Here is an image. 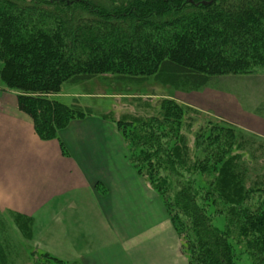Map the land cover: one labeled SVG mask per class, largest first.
Here are the masks:
<instances>
[{"label":"trees","instance_id":"16d2710c","mask_svg":"<svg viewBox=\"0 0 264 264\" xmlns=\"http://www.w3.org/2000/svg\"><path fill=\"white\" fill-rule=\"evenodd\" d=\"M0 62L1 84L17 93L39 138L57 140L73 120L93 115L53 98L67 82L154 78L194 92L219 78L264 73V0H0ZM161 109L116 125L129 163L161 198L189 264H237L233 232L253 264H264V181L237 154L243 141L254 155L264 140L211 121L195 139V156L204 159L189 164L181 134L186 110L169 100ZM197 171L214 176L209 192L201 191ZM206 202L223 204L225 230L214 225ZM15 222L32 236L31 221ZM12 251L0 237V264H10ZM35 264L79 263L43 253Z\"/></svg>","mask_w":264,"mask_h":264},{"label":"crops","instance_id":"0c3cea01","mask_svg":"<svg viewBox=\"0 0 264 264\" xmlns=\"http://www.w3.org/2000/svg\"><path fill=\"white\" fill-rule=\"evenodd\" d=\"M218 93L208 91L198 106L215 107L223 119L264 139V116ZM78 95L61 91L53 98L79 104ZM17 96L0 82L2 213L31 221L36 246L64 261L188 264L161 198L129 163L114 123L93 114L73 120L59 139L43 141Z\"/></svg>","mask_w":264,"mask_h":264},{"label":"rangeland","instance_id":"374dc122","mask_svg":"<svg viewBox=\"0 0 264 264\" xmlns=\"http://www.w3.org/2000/svg\"><path fill=\"white\" fill-rule=\"evenodd\" d=\"M1 66L2 63L0 62V68ZM70 91H75L79 94L76 99L79 101L77 103L83 105L84 108L89 107L88 109H91L94 115L100 116L101 118L107 116L110 119L106 120H110L114 123L116 128V123L121 119H129L131 117L144 119L151 118L161 113L164 101L169 100L177 102V104L183 107L187 113L183 119L184 127L181 130V134L185 137L186 144L191 152V155L188 156L187 160L189 164L199 162L204 159L203 155L195 156V139L199 132L207 131L206 126L208 123H211V121L216 122L221 120L224 123L238 127L233 122L223 119L224 117H220L219 111L215 107H212L211 109H201V107L198 106L199 101L204 98V94L208 91L219 92L218 94L223 93L228 97L238 98L245 110L251 113L256 112L257 114L264 116V73L219 78L211 82L210 85L203 90L194 92L175 89L172 86L163 85L154 78H149L145 82L134 84H124L103 80H96L82 84H72L67 82L62 87V93L69 94ZM210 96L214 95L211 94ZM68 99L72 98H61L59 101L71 104L68 103ZM241 130L244 131V129ZM119 132L122 136L121 131ZM245 132L249 134V136L251 135L256 137L254 134L247 131ZM122 138L125 141L123 136ZM243 143V148L237 150V154L243 155V161L246 164L248 161H251L249 164H251L250 169L252 173L255 175L257 174L258 177H260V180L264 181V149H258L255 153H253L254 155H248L247 153L249 148L245 147V141H243ZM245 171L247 176H249L250 171ZM194 175L195 180L200 182L203 186L201 191L203 193L209 192V184L207 183H210L214 179V176L204 174L203 171H197ZM261 189H264V187H261ZM257 193L256 196H258ZM262 193L264 194V192ZM259 198L260 202L262 197ZM205 205L207 206L208 214L213 218L214 225L219 230H225L227 220L225 214H223V204L221 202L216 204L206 202ZM0 237L4 241L8 242L13 249V251L9 254L10 264H35L39 256L43 253H47L42 249H39L33 242V234L31 237H25L23 233L19 232L15 218H11L9 214L2 213L1 211ZM178 240L179 251L183 255H186L183 251V244L179 237ZM231 243L233 250L235 251L236 259L237 257L239 259L237 264L254 263L246 250L244 242H240L236 232H233ZM148 256L149 258H152L155 254L149 253ZM186 257L188 260L187 255Z\"/></svg>","mask_w":264,"mask_h":264}]
</instances>
